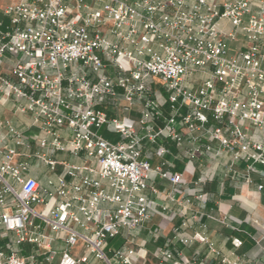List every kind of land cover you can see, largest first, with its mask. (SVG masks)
<instances>
[{"label":"built area","instance_id":"1","mask_svg":"<svg viewBox=\"0 0 264 264\" xmlns=\"http://www.w3.org/2000/svg\"><path fill=\"white\" fill-rule=\"evenodd\" d=\"M150 78L167 86L168 114ZM108 98L142 102L139 120L110 117L99 107ZM0 101L31 116L40 148L32 154L25 130L0 121V264H198L129 240L152 218L153 173L172 186L161 208L179 219L175 240L206 246L222 264H254L236 256L240 238L233 259L211 241L201 186L220 167L244 185L263 173L264 0H20L0 8ZM105 125L122 139L102 136ZM160 137L194 170L144 159L146 141ZM169 154L158 145V157ZM31 157L51 173L45 185L30 174ZM118 237L125 242L112 246Z\"/></svg>","mask_w":264,"mask_h":264},{"label":"crops","instance_id":"2","mask_svg":"<svg viewBox=\"0 0 264 264\" xmlns=\"http://www.w3.org/2000/svg\"><path fill=\"white\" fill-rule=\"evenodd\" d=\"M5 61L4 69L7 70V67L14 63V58L8 55ZM203 77L204 75H199L197 79L200 80ZM148 85L150 86V83ZM150 87L152 88V86ZM154 92L163 101V110L168 114L167 97H164L161 93V96L165 98L163 99L159 95L160 92ZM114 103V101L108 98L99 107L106 111L110 117L132 121L139 120L141 116L140 107L131 108L129 112L117 115L114 114ZM3 120H10L16 127L25 130L31 142L30 152L32 154L40 149L36 143L39 128L32 124L30 115H19L15 112L12 102L3 104L0 101V121ZM108 132L114 133L110 130ZM203 142H206V140H203ZM161 144L171 150V154L166 155L164 158L156 155V149ZM212 144L215 147L219 146V143L216 141H213ZM185 147L189 148L190 145L187 143ZM177 154H179V151L174 142L160 137L156 144L146 141L143 158L148 159L154 167L166 160L169 164L165 168L168 170L177 172L193 171L196 167L195 164H187V159L177 157ZM0 160H2V154H0ZM28 160L33 163L30 174L37 177L45 185L47 178L51 175L48 168L38 164L34 157L28 158ZM73 161L79 160L74 159ZM222 168L220 167V171L214 180L201 186L203 191L210 195V201L206 209L209 216H205L203 219L208 224L206 233L217 248L232 259L234 258L231 254L233 251L232 239L240 238L243 245L236 251V256H240L241 259L248 260L254 264H264V187L262 190H258L257 188L258 184H263L264 186V169L262 175L254 174L253 184L244 185L242 182L225 180L221 173ZM150 183L154 184L160 192L159 195L148 192L149 197L154 202L152 205V218L139 230L133 232L129 240L138 246L144 247L152 255L156 253L158 248L167 246L175 252L181 251L184 258L195 259L198 264H222L218 259H211L206 246L194 243L190 247H184L174 239V227L179 224V219L177 217L174 220L170 219V210L164 211L161 208L162 205L167 204L164 198L172 186L167 180L160 178V176L154 173L151 175ZM184 188V186L178 187V193H181ZM223 213L228 214V225H225L221 221ZM185 233L190 235L192 232L188 230ZM124 242L125 239L123 237H118L112 240L111 244L112 246H120ZM0 244H4V240L0 239ZM56 246L62 248L64 247V243L58 241ZM31 250L30 244L23 245L24 254L29 253ZM90 262L91 264H102V262L94 258H91Z\"/></svg>","mask_w":264,"mask_h":264},{"label":"rangeland","instance_id":"3","mask_svg":"<svg viewBox=\"0 0 264 264\" xmlns=\"http://www.w3.org/2000/svg\"><path fill=\"white\" fill-rule=\"evenodd\" d=\"M20 0H0V8H4L10 4H14L19 2ZM106 74L112 75L113 77L117 75V72L114 68L110 67L107 70L104 71ZM150 86H152V88L154 89V91L160 92L159 95L161 96V93L164 95V97L168 96V90H167V86L162 82V80L157 79V78H150L149 82ZM162 97V96H161ZM163 98V97H162ZM165 99V98H163ZM115 103L113 104V110H114V114H123V113H127L129 112V110L131 108H136L137 106L142 108V102L140 101H136L134 102L132 105L126 103L123 100H118V101H114ZM99 133L104 136L105 138H108L114 142L121 140V136L119 134L116 133H109L107 130V125L103 126L100 130ZM57 157L59 158H65L67 160H71L73 161L74 159L72 158V156L68 155V154H59ZM115 243V242H114ZM88 264H91V262H89ZM149 264H156V259L151 256L150 257V261Z\"/></svg>","mask_w":264,"mask_h":264}]
</instances>
